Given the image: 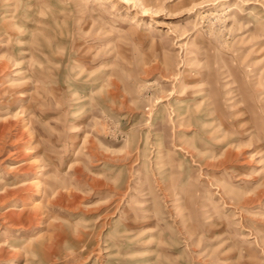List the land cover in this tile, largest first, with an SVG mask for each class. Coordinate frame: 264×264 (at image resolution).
Segmentation results:
<instances>
[{
  "label": "rangeland",
  "instance_id": "374dc122",
  "mask_svg": "<svg viewBox=\"0 0 264 264\" xmlns=\"http://www.w3.org/2000/svg\"><path fill=\"white\" fill-rule=\"evenodd\" d=\"M0 264H264V0H0Z\"/></svg>",
  "mask_w": 264,
  "mask_h": 264
}]
</instances>
